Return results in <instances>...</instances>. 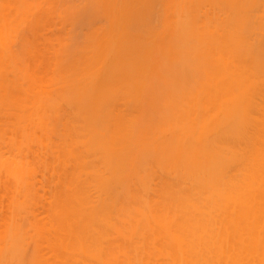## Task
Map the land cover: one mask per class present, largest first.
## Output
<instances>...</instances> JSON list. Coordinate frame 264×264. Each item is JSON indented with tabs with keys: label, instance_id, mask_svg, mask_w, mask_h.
Masks as SVG:
<instances>
[{
	"label": "bare ground",
	"instance_id": "6f19581e",
	"mask_svg": "<svg viewBox=\"0 0 264 264\" xmlns=\"http://www.w3.org/2000/svg\"><path fill=\"white\" fill-rule=\"evenodd\" d=\"M0 264H264V0H0Z\"/></svg>",
	"mask_w": 264,
	"mask_h": 264
}]
</instances>
